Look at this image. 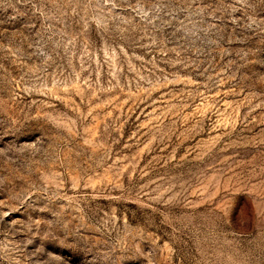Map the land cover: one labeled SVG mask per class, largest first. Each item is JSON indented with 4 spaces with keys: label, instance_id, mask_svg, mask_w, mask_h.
Segmentation results:
<instances>
[{
    "label": "rangeland",
    "instance_id": "rangeland-1",
    "mask_svg": "<svg viewBox=\"0 0 264 264\" xmlns=\"http://www.w3.org/2000/svg\"><path fill=\"white\" fill-rule=\"evenodd\" d=\"M0 264H264V0H0Z\"/></svg>",
    "mask_w": 264,
    "mask_h": 264
}]
</instances>
